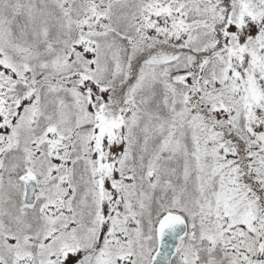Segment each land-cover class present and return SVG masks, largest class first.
<instances>
[{"label": "snow or ice", "instance_id": "snow-or-ice-1", "mask_svg": "<svg viewBox=\"0 0 264 264\" xmlns=\"http://www.w3.org/2000/svg\"><path fill=\"white\" fill-rule=\"evenodd\" d=\"M0 264H264V0H0Z\"/></svg>", "mask_w": 264, "mask_h": 264}]
</instances>
